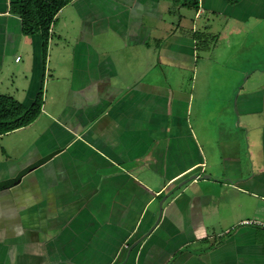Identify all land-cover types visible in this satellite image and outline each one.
Returning a JSON list of instances; mask_svg holds the SVG:
<instances>
[{
  "label": "crops",
  "instance_id": "0c3cea01",
  "mask_svg": "<svg viewBox=\"0 0 264 264\" xmlns=\"http://www.w3.org/2000/svg\"><path fill=\"white\" fill-rule=\"evenodd\" d=\"M14 2L0 264H264V0H74L45 66Z\"/></svg>",
  "mask_w": 264,
  "mask_h": 264
},
{
  "label": "trees",
  "instance_id": "16d2710c",
  "mask_svg": "<svg viewBox=\"0 0 264 264\" xmlns=\"http://www.w3.org/2000/svg\"><path fill=\"white\" fill-rule=\"evenodd\" d=\"M74 0H15L11 12L22 19L23 33L41 38L42 58L45 66L52 28L58 14ZM180 2V0H171ZM232 1V0H230ZM43 90L30 106L0 96V137L33 124L42 112Z\"/></svg>",
  "mask_w": 264,
  "mask_h": 264
},
{
  "label": "built area",
  "instance_id": "2783aa9c",
  "mask_svg": "<svg viewBox=\"0 0 264 264\" xmlns=\"http://www.w3.org/2000/svg\"><path fill=\"white\" fill-rule=\"evenodd\" d=\"M20 60H21V57H18V58L16 59V62H20ZM243 224H244V225L260 226V227H263V228H264V223H261V222H259V221H254V220H252V221H245V222H243Z\"/></svg>",
  "mask_w": 264,
  "mask_h": 264
},
{
  "label": "rangeland",
  "instance_id": "374dc122",
  "mask_svg": "<svg viewBox=\"0 0 264 264\" xmlns=\"http://www.w3.org/2000/svg\"><path fill=\"white\" fill-rule=\"evenodd\" d=\"M55 24H56V23H55ZM55 26H56V25H54V27H53V29H52V36L55 34V37H57V36H58V32L61 31L62 29H60V28H61L60 25L58 26L57 29H56Z\"/></svg>",
  "mask_w": 264,
  "mask_h": 264
},
{
  "label": "water",
  "instance_id": "95a60500",
  "mask_svg": "<svg viewBox=\"0 0 264 264\" xmlns=\"http://www.w3.org/2000/svg\"><path fill=\"white\" fill-rule=\"evenodd\" d=\"M40 166V163L36 165V167Z\"/></svg>",
  "mask_w": 264,
  "mask_h": 264
}]
</instances>
